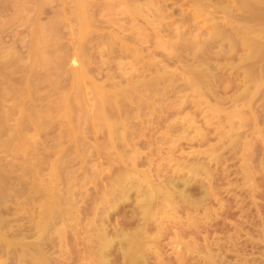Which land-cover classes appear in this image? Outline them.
<instances>
[{"label":"rangeland","instance_id":"374dc122","mask_svg":"<svg viewBox=\"0 0 264 264\" xmlns=\"http://www.w3.org/2000/svg\"><path fill=\"white\" fill-rule=\"evenodd\" d=\"M87 1H90L88 2L91 8V10L89 9L90 14L95 17L103 14L104 17L97 16V19L95 18V24L91 26L92 30L90 28L89 31L91 33L81 34L80 25L72 16L76 12L73 0H0V96L3 94L0 97V113H3V115L0 116L5 118V122L2 121L5 126L3 124L0 126V175L3 174L1 176L0 192L4 190L2 194H4L3 192L6 194V190L12 191H8L10 192L8 193L9 196L3 200L4 202L0 198V217L9 224L13 222L14 218L16 220V224H11L13 232L11 228L9 230L6 227L2 230L5 232L1 231L0 234L8 237V235L12 236L14 230H16L20 234L19 237L22 238L23 232L27 230L25 228L29 227L30 229L35 220H39L40 206L38 205L40 202L38 203V201L41 198H38L40 200H34L32 203L28 199L29 189L31 186L36 185L35 181L38 183L42 178L47 182L53 173L54 166H59L61 175H64L60 177V182L58 181L59 186H61L59 189L58 186L56 188L62 192H70V194L73 192L76 202L74 201L72 209L74 213H80V215L77 213L79 216L78 228L75 229L76 232L73 229L72 231L71 228L69 231L67 230L68 233L66 232V234H69V238L65 234V237H67L63 248L71 257L70 264H82L80 257L86 251L83 247L86 239L83 237H86L85 233L87 231L105 225L109 235L116 237V232L121 235L123 231L136 229L143 224L142 211L139 210L140 201L144 198L143 195L148 190V185H143V193L139 194L137 191H133L127 201L121 200L113 204L111 203L113 200L109 201L108 208L101 202L105 193L112 188L111 181L115 178V175L120 171H125L124 163L128 159L129 152H132L136 147L137 149H135L140 150L139 154L142 157L139 159L137 169L148 173L154 185L161 188L168 187L166 190L171 192L173 203L176 202L177 205H181L184 201L185 204H189L195 202V200L196 202L200 200L199 202L202 203L203 199L207 202H203V204L198 202L199 209L197 213L195 209L189 210L180 207L178 210L169 211L171 216L173 215V220L167 223L165 231L157 230L161 215L158 216L159 218L156 221L151 220L150 225L147 226V233L150 235H147L148 239L145 238V245L152 249L145 256L144 264H209V258L212 255L214 256L212 258L218 260L216 264H241L240 261H244V264H264V59L261 60L264 56L257 57L260 59L259 61L254 56L249 58V50L240 45H237L236 49L234 48L235 51L232 50L231 53L230 47L226 45L227 43H222V45L214 46L209 54L196 59L190 50L182 51L178 49L175 52L169 48L162 49L159 46L162 42H158L155 37L135 42L131 37L132 29L133 31L136 29L133 28L134 21L131 19V14L123 9L122 0ZM205 1L207 3L211 1L213 5H208L204 11H198L194 0L158 1L159 7L164 8L161 14L166 17L165 26L169 27L167 28L169 32L176 30L173 31V33H176L180 30L182 33H186L188 39L196 37L194 35L197 34L199 36L201 34L202 37L204 32L203 39L207 40L219 32L232 31L231 27H239L238 29L241 30L240 37L244 36L245 31L252 29L253 32L247 31L248 34L250 32L251 35L254 32L259 33V36L255 33L252 39L264 43V11L259 8L261 7L264 10V0H251L253 6L248 9L242 8L233 0ZM113 6L114 8H110ZM121 7L122 9H120ZM255 10L256 12H254ZM17 11L18 13L19 11L23 12L24 15L21 12L17 14ZM64 11L65 14H63ZM246 11L250 12H247L248 15L250 14L249 16L246 15ZM257 11L260 13L258 14ZM197 12H202V14ZM227 14L235 16L234 20L233 17L230 18ZM16 15H19V17ZM243 15H245L244 19ZM250 16L252 19L249 18ZM57 17L62 20L65 19L66 23L63 21L64 24L61 21L62 24H60V19ZM239 18L241 19L239 20ZM247 18L250 19V24L244 21ZM53 20H57L60 27L57 26V33L48 36L46 41L48 40V43L51 44L55 42V47L58 46L59 48L44 51L46 54L42 52L38 56L33 50L45 48V44L41 42L44 40L41 39L38 32L40 28L50 26L52 24L50 22H54ZM135 23L137 24L136 27L143 26L142 19ZM34 31L36 32L34 33ZM115 34H119L126 39H124L125 42L127 41L126 44L133 48L131 53L125 54L121 49L117 50L119 47L111 50V47H109L110 41L107 39L109 35L111 37ZM168 39V37L163 38L164 41ZM105 43L108 44L107 47ZM235 44H238V42L236 41ZM61 46L63 49L60 48ZM79 46H82L81 50L84 51V54H82L83 51L79 50ZM34 47L35 49H33ZM104 48L106 50L107 48L110 49L111 53L110 51L103 52ZM65 49L67 50L65 51ZM79 51L80 53H78ZM35 54L36 56H34ZM40 56L44 58L39 60ZM247 56L249 59L246 58ZM61 58L66 60L64 64ZM86 61L87 63H85ZM58 65L60 66L58 67ZM153 65L155 67L166 66L168 72H165L166 68L161 70L166 75H171L173 74L171 72L175 71L176 74H185L186 76V71H192L197 65V68L208 66L209 71H207V74L210 73L213 77L210 75L211 77L207 79L214 80L212 89V91H215L214 94L212 93L214 96L211 94L208 96L209 98L204 97L205 95L199 98V95L189 88L183 90L180 97L169 96L162 101L160 108H163L164 111L155 113L156 115L160 113L159 118L153 116V120H150L151 122L147 124L149 127L146 129L143 126V129L146 130L143 134L139 130V122L142 120L147 121L149 116H144L141 112L140 117H134V114L137 113V107H129L131 112L128 111L131 114L136 111L131 115L134 126L130 125L131 128L128 130L131 131L130 133L133 132L134 136L136 135L133 147L136 146L126 149L120 143L116 150L102 149L107 143L109 135L105 130H99L96 133L90 132L92 130L91 125L94 124L86 121V117L88 113L90 114L91 107L84 108L83 102L77 100L81 90L79 88L87 87L90 90L88 94L91 99L88 98L90 101L92 100L91 104H93L95 102L92 98H95L94 95L98 89V87L92 88L93 84L106 87L107 90L117 83H125L121 87H126V80L130 75L134 76ZM48 66L52 67L49 68ZM81 67H85L83 71L87 73V79L84 81L86 85L80 84L79 86V83L77 85L75 82L76 77L71 72L79 70ZM27 69L28 71H26ZM153 75L149 74L147 76H158ZM182 83L187 84L185 81ZM118 89L121 90L122 88L117 86L116 90L111 91L118 92ZM244 93L247 95H244ZM11 95L13 96L9 97ZM73 95H76L73 97L75 98V101H73L75 102L73 104L74 108L75 106L77 108H75V116L71 113L74 109L69 111L68 114L62 111L68 107L69 102L66 99ZM59 102L63 105L66 103L65 107L61 104L63 109L58 107L62 109L61 112L55 109L59 106L58 104L54 107V104ZM1 109L4 110L5 115ZM35 110H37L36 113ZM240 112L241 116L234 115ZM61 114L64 115V118ZM37 115H39V118H37ZM51 116L56 117L52 118ZM3 117L0 119H3ZM40 118L41 120L51 118L48 120L51 123L46 121L47 126L43 123V120L42 123H38L41 122ZM28 119L32 120L33 125L37 127L30 123V125L26 124ZM38 119L40 121L36 122ZM52 119L53 121L55 119V121H51ZM35 122L39 126L42 124L45 126L42 125L43 128L40 127L41 130H39V126ZM49 123L51 126H49ZM169 123L172 124L170 128L168 127ZM81 126L83 130L78 128ZM21 128H24V130ZM72 128H74L76 135L68 133L67 129ZM77 128L81 130L79 131ZM19 129L22 132L24 131L22 135H27V138L22 135L19 136L21 133H19ZM64 131L69 134L68 138L66 136L68 134H63ZM2 133L4 134L2 135ZM12 135H15V138L17 136L20 144L15 142L17 140H14ZM21 136L24 141V138L28 139L29 142L26 141V144L28 142L31 145L28 144L27 147ZM34 136L36 139H34ZM31 138L34 140H31ZM10 139L14 145L11 144ZM8 141L10 144L6 145L5 142L8 143ZM140 144H146L145 148H140ZM250 150L251 152H249ZM118 153L123 154L124 162L118 159ZM194 166H200L201 175L194 176L193 170L197 168ZM31 167L35 170L34 172L30 170ZM24 169L30 171H24ZM162 171H165L164 175L167 178H173L178 182L176 189L185 190V194L189 196L183 198L178 193L174 196L175 194L172 193L170 186H167L168 182L165 181L164 177H158ZM26 173H31L32 176L24 177L27 176ZM183 180L187 182L189 180V187ZM69 182L73 184L69 185ZM50 192H53V190ZM2 194L0 193V195ZM211 198L212 201H210ZM26 201L29 202L26 203ZM21 202H24L26 208L21 206L23 205ZM27 204H32L33 207L37 204V207L32 212V208L27 209L28 206L32 207V205L27 206ZM13 206L19 210H15ZM7 207L8 209H6ZM25 209L31 211V213L27 210L25 212ZM35 213L36 215H34ZM92 224L96 227L92 228L94 227ZM184 225H188L190 236L188 233L179 234L180 226ZM27 231L29 232V230ZM27 231L25 232L27 233ZM25 232L24 234H26ZM158 232L160 233L158 234ZM182 234L185 236L181 237ZM33 239L34 237L27 238L26 241L29 240L28 242H30ZM179 241L188 246L185 249L189 250L188 252L180 248ZM93 246L94 244L90 245V247ZM114 250L108 256L111 261L110 264L130 263L128 259H123L122 249L116 247ZM183 252L186 257L181 256L184 254ZM57 256L59 257L58 254ZM4 259H7V257L0 258V264H11L9 261L12 258L9 261L6 260L8 261L6 263ZM219 260L224 262L220 263Z\"/></svg>","mask_w":264,"mask_h":264},{"label":"bare ground","instance_id":"6f19581e","mask_svg":"<svg viewBox=\"0 0 264 264\" xmlns=\"http://www.w3.org/2000/svg\"><path fill=\"white\" fill-rule=\"evenodd\" d=\"M121 1V0H120ZM160 0H122L123 2V9L125 11H127V13H130L131 14V19L134 21V26L133 28L135 29L133 31L132 29V40L133 41H137V42H140L141 39L142 40H147V39H150L151 37H155L157 38L158 42H162L160 43V47L163 49V48H169L170 50H173V51H177L178 49L182 50V51H187V50H190L193 57H195L196 59L198 57H203L204 55H207L209 54L210 50L216 46V45H219L222 43H227L226 45H228V47H230L229 50H231V53H232V50H234V48L236 49V46L237 45H240V46H243L247 48V50H249V58L251 56H254L256 57V59H258V61L260 60L259 56H264V43L262 42H258L256 40H253L252 37L253 35L256 33L254 32V34L252 33L251 35V32L248 34L249 31H252L253 30H247L245 31L243 34L244 36H241L239 34L240 33V29H238L239 27L237 28H232V31L229 30V32H219L215 35H213L212 37H209L207 40H204L203 39V34L204 32L202 33V37H201V34L199 36V34L197 35H194L196 37L194 38H190L188 39L187 36H186V33H182L180 30H178L176 33H173V31H170L169 32V27L165 26V15H162L161 12L164 11V8L162 7H159V2ZM208 1V0H207ZM224 1H232V0H224ZM234 2H237L239 4V6H241L242 8H245V9H248L250 7H252L253 5V1L251 0H233ZM257 1V0H255ZM254 1V2H255ZM21 2V1H20ZM75 6H76V12L74 15V19L78 22V25H80V33L81 34H88V32L90 31V28L92 30V25L95 24V18L97 16H101L102 18L104 17L103 14L102 15H97L96 17L92 14L89 13V9L91 10L90 6H89V3L90 1H87V0H73ZM121 2V3H122ZM211 2V1H209ZM207 3L205 0H194V3L197 5V9L198 11H204L205 8L208 6V5H211V3ZM259 2V1H258ZM260 3V2H259ZM264 3V2H263ZM25 4V3H24ZM213 5V4H212ZM217 5V4H216ZM256 5H258V3H256ZM111 6V5H109ZM215 6V4H214ZM237 6V5H236ZM255 6V5H254ZM259 6V5H258ZM106 7H108L106 5ZM122 7L120 9H122ZM167 7V6H166ZM256 7V6H255ZM16 8V7H15ZM110 8H114L113 7H110ZM262 11H264L261 7H259ZM19 9V7H18ZM93 9V8H92ZM226 9V8H225ZM254 9V8H253ZM17 10V9H16ZM65 10V9H63ZM123 10V11H124ZM228 10V9H227ZM238 10V9H237ZM259 11V9H257ZM260 10V11H261ZM75 11V9H74ZM243 11V10H242ZM257 11V12H258ZM21 11H19L20 13ZM24 12V10H23ZM23 12H21L23 14ZM119 12V10H118ZM122 12V11H121ZM248 13H250L249 11H246V15L249 16ZM256 12V10L254 11ZM18 11H17V14H19ZM25 13V12H24ZM61 13V12H60ZM94 13V12H93ZM124 13V12H123ZM198 14H202V12H197ZM229 13V12H228ZM243 13V12H242ZM260 12H258L259 14ZM65 14V11L64 13ZM97 14V13H96ZM197 14V15H198ZM257 14V13H256ZM263 14V13H261ZM24 15V14H23ZM228 16L233 17V20H234V17L235 16H231V14H227ZM264 15V14H263ZM19 17V15H16ZM259 16V15H258ZM22 17V16H21ZM100 17V18H101ZM238 17H241V16H238ZM260 17V16H259ZM259 17H256L257 19ZM58 18V17H57ZM56 18V19H57ZM245 18V15H243V19ZM250 19L251 16L249 17ZM263 18V17H262ZM60 19V18H58ZM57 19V20H58ZM97 19V18H96ZM99 19V18H98ZM143 20V26H138L136 27V21H139V20ZM194 19V18H193ZM241 18H239L240 20ZM250 19L248 20V18L246 20H244L245 22H247L248 24ZM57 20H53L54 22H50L52 23L50 26H46V28H43L41 29L40 28V31L38 32L41 39H43L44 41H41L42 43L45 44V48L44 49H36V50H33L35 49V47L32 49L34 51V53H36L38 56L42 54V52L44 51H47V50H54L55 48H59L58 46L55 47V42L54 44L52 43H48V40L46 41L47 37L50 36L51 34H55L57 33V29L59 26ZM262 20V19H261ZM59 21V20H58ZM61 21H65L66 23V20H62L60 19L59 23H61ZM243 21V20H242ZM252 21V20H251ZM100 22V21H98ZM97 22V23H98ZM229 22V21H228ZM231 22V21H230ZM244 22V23H245ZM64 23V22H63ZM64 23V24H65ZM233 23V22H231ZM246 23V24H247ZM260 23V22H259ZM58 24V25H57ZM63 24V25H64ZM76 24V23H75ZM243 24V23H241ZM247 24V25H248ZM70 25V24H69ZM76 24V26H78ZM1 26V25H0ZM42 26V24H41ZM259 26V24H258ZM261 26V25H260ZM60 27V26H59ZM264 27V26H263ZM244 28V27H243ZM241 28V29H243ZM4 29V28H3ZM2 29V30H3ZM61 29V28H60ZM94 29V28H93ZM171 29V28H170ZM246 30V29H245ZM61 31V30H60ZM78 31V30H77ZM176 31V30H175ZM174 31V32H175ZM255 31V30H254ZM36 31H34L35 33ZM94 32V31H93ZM150 32V33H148ZM258 32V31H257ZM36 33V34H38ZM91 33V32H89ZM167 35H166V34ZM227 33V34H226ZM246 33V35H245ZM263 33V32H262ZM78 34V33H77ZM165 34V35H164ZM257 34V33H256ZM259 34V33H258ZM257 34V35H258ZM206 35V34H205ZM262 35V34H260ZM53 36V35H52ZM57 36V35H56ZM80 36V35H78ZM82 36V35H81ZM110 36V35H109ZM108 36V41H110L109 43V47H111V50H113L115 47H119L117 50H120L125 53V54H129L133 51V48L129 45L126 44L125 42V38H122L119 34H115V35H111V37ZM259 36V35H258ZM37 37V36H36ZM35 37V38H36ZM60 37V36H59ZM86 37V36H85ZM129 37V38H131ZM165 37H168L169 39L167 41H164L163 38ZM235 37V38H233ZM55 38V36H54ZM107 38V37H106ZM264 38V36H263ZM97 39V38H96ZM125 39V40H124ZM32 40H33V37H32ZM40 42V40H38ZM55 41V40H54ZM60 41V40H59ZM103 41V40H102ZM164 41V42H163ZM238 42V44H235V42ZM32 42V41H31ZM78 42V41H77ZM104 42V41H103ZM234 42V44H233ZM34 43V42H33ZM40 43V44H42ZM106 44V43H105ZM32 45V44H31ZM58 45V44H57ZM108 44H106V47H107ZM44 46V45H43ZM78 46V45H76ZM39 47V46H38ZM64 47V46H63ZM79 50L82 52L83 50L82 49V46H79ZM62 48V46L60 47ZM66 48V47H65ZM86 48V47H85ZM63 49V48H62ZM88 49V48H87ZM58 50V49H57ZM67 49H65L66 51ZM91 50V49H90ZM80 51L78 53H80ZM106 52V51H110V49L107 48H104L103 52ZM57 52H61V51H57ZM115 52V51H114ZM45 53V52H44ZM43 53V54H44ZM56 53V52H55ZM88 53V52H87ZM111 53V51H110ZM36 54L34 56H36ZM46 54V53H45ZM65 54V53H64ZM84 54V51L83 53ZM82 54H80L82 56ZM107 54H109L107 52ZM86 55V54H85ZM90 55V54H88ZM32 56V55H31ZM32 56V57H34ZM44 56V55H42ZM46 56V55H45ZM44 56V57H45ZM62 56V54H61ZM64 56V55H63ZM80 56V57H81ZM43 57V58H44ZM66 57V56H65ZM65 57H63L64 59H66ZM253 57V58H254ZM35 58V57H34ZM41 58V56L39 57V60L40 59H43ZM87 58V56H86ZM248 58V56L246 57ZM248 58V59H249ZM62 59V58H61ZM62 59L64 62H62L63 64L65 63L66 60ZM82 59V58H81ZM246 59V60H248ZM252 59V58H251ZM250 59V60H251ZM264 59L263 57L261 58V60ZM87 60H89L87 58ZM245 60V59H244ZM47 61V59H46ZM252 61V60H251ZM44 62V61H43ZM81 62V60H80ZM202 62V61H201ZM48 63V62H47ZM60 63V61H59ZM58 63V64H59ZM61 63V64H62ZM87 63V61L85 62ZM84 63V64H85ZM205 63V62H204ZM4 64V63H2ZM44 64V63H43ZM51 64V62H50ZM203 64V63H202ZM47 65V64H46ZM82 65V63H81ZM204 65V64H203ZM202 65V66H203ZM60 65H58L59 67ZM198 66V65H197ZM194 67L192 71H189V74H188V71H186L187 73V76L184 74H176L174 72H171L173 74L171 75H166L165 72H168L167 71V67L166 66H163V67H155V65L149 67L148 69H144V71H141L139 72L138 74L134 75V76H129V78L126 80V87H121V85H125V83L121 84V83H117L116 85H112L111 88H109V90L106 89V87L104 88L103 86H99V85H96V84H93L92 85V88L93 87H98L97 89V92L95 93V98H92L94 99L93 101L95 103L91 104L92 100L90 101V97H89V92L90 90L87 88V87H82V88H79L81 89L80 92H79V95L77 96V100H81L82 104L84 105L83 107L86 108V107H91L90 109V114L88 115L87 114V117H86V121L88 122H91L93 123L94 125H91V128L92 130L90 132L92 133H96L97 131L101 130H105L108 135H109V139L107 141V143L102 147V149H111V150H116L117 147H119L120 143H122V146H124L126 149H130L131 147H133V145L135 144L134 140H135V136L132 133H130L131 131H128L130 130L129 128H131V126H134L132 124V118H131V115H133L136 111L137 113L136 116L134 114V117H140L141 115V112H143L142 115L144 116H149V119H147V121H144L142 120L141 122H139V130L141 132V134H143V132H146V130L143 129V126H145L144 128H148L149 126L147 124H149V122H151L150 120H153V116L154 117H157V119L159 118V115L161 112H163V108L161 109V104H162V101L163 100H166L169 96L171 95H174L175 97H180L181 94H182V91L183 90H186V89H191L193 91H195L198 95H199V98H202V96L204 97H208L209 95H211L212 93L214 94L215 91H212L213 89V82L214 80H209L207 78H210L212 75L210 73L207 74V71H209V67L208 66H203V68L199 67L197 68ZM1 67V66H0ZM49 67V66H48ZM52 67V66H51ZM49 67V68H51ZM208 67V68H207ZM250 67V66H249ZM4 68H7V67H4ZM3 68V69H4ZM48 68V69H49ZM62 68V67H61ZM165 72L163 73V71H161L162 69H165ZM1 69V68H0ZM59 69V68H58ZM83 69H85V67H81L79 70H73L71 73L74 74V76L76 77V83L78 85L79 83V86L80 84L81 85H86L84 83L85 79L86 78V74L85 71H83ZM89 69V68H88ZM155 70V72H154ZM28 71V69L26 70ZM60 71V70H59ZM33 72V71H32ZM50 72V70H49ZM136 72V71H135ZM151 72V73H150ZM162 72V73H161ZM2 73V72H1ZM29 73V72H28ZM48 73V72H47ZM62 73V71H61ZM35 74V73H34ZM72 74V75H73ZM153 75V74H156L158 76L156 77H150V76H147V75ZM29 75V74H28ZM56 75V74H55ZM61 75V74H60ZM211 75V76H210ZM33 76V75H32ZM52 76V75H51ZM58 76V75H57ZM154 76V75H153ZM209 76V77H208ZM56 77V76H55ZM148 77V78H147ZM150 77V78H149ZM213 77V76H212ZM32 78V77H31ZM54 78V77H53ZM253 78V77H252ZM35 79V78H34ZM56 79V78H55ZM188 79V80H187ZM37 80V79H36ZM257 80V79H256ZM33 81V80H32ZM31 81V82H32ZM35 81V80H34ZM185 81L187 82V84H183L182 82ZM37 82V81H36ZM74 83V82H73ZM35 84V83H34ZM38 85V84H37ZM36 86V85H35ZM78 86V87H79ZM117 86H120V88H122L121 90H119L118 92H113L111 90H116ZM37 87V86H36ZM39 88V87H37ZM77 88V87H76ZM91 88V89H92ZM32 89V88H31ZM248 89V88H246ZM4 91V90H3ZM34 91V89H33ZM93 91V90H92ZM246 91V90H245ZM2 92V91H1ZM32 92V90H31ZM76 92V91H75ZM3 93V92H2ZM11 93V91H10ZM77 93V92H76ZM94 93V91H93ZM9 94V93H8ZM13 94V93H12ZM32 94V93H31ZM212 94V95H213ZM246 93H244L245 95ZM3 95V94H2ZM2 95L0 97H2ZM10 95V94H9ZM69 95V94H68ZM67 95V96H68ZM77 95V94H76ZM76 95H73V96H69V98L66 99V101L69 102L68 104V107L64 110L62 108V103H64L63 101H61L62 103H55L54 104V107L58 104L59 106H57V108H55L57 111H64L65 113L68 114L69 111L73 110L71 113L74 114V112L76 113V106L74 108V103L73 101H75V98H73L74 96ZM247 95V94H246ZM13 95L9 96V97H12ZM93 96V97H94ZM214 96V95H213ZM90 99H89V98ZM7 98V97H6ZM66 98V96H65ZM63 97V99H65ZM209 98V97H208ZM3 99V98H2ZM8 99V98H7ZM6 100V99H5ZM201 100V99H200ZM65 101V102H66ZM73 102V103H72ZM76 103H78L76 101ZM21 104V103H20ZM62 104V105H61ZM79 104V103H78ZM18 105V104H17ZM66 105V103L64 104ZM63 105V106H64ZM2 106V105H1ZM137 107V110L135 111L134 109V113L132 112V114L130 113L131 112V109H129V107ZM21 107V106H20ZM34 107V106H33ZM50 107V106H49ZM52 107V106H51ZM53 107V108H54ZM61 107L62 109H59ZM65 107V106H64ZM82 109V106L80 107ZM127 108V109H126ZM143 108V109H141ZM34 109V108H33ZM50 109V108H48ZM59 109V110H58ZM77 109V108H76ZM2 110V109H1ZM52 110V109H51ZM80 110V109H79ZM78 110V111H79ZM130 110V112L128 111ZM132 110V111H133ZM143 110V111H142ZM4 112V110H2ZM37 110H35V113H36ZM81 111V110H80ZM44 112V111H43ZM51 112V111H50ZM59 112V113H60ZM63 112V113H64ZM124 112V113H123ZM157 112H160L158 113V115H156L155 113ZM54 113V112H52ZM56 113V111H55ZM58 113V114H59ZM62 113V114H63ZM87 113V112H86ZM3 115V113H0V115ZM7 114V113H6ZM26 114V113H25ZM57 114V115H58ZM61 114V115H62ZM83 114V113H82ZM4 115H5V112H4ZM8 115V114H7ZM33 115V114H31ZM76 114H74L75 116ZM81 115V114H80ZM78 115V116H80ZM234 115H240L241 116V112L240 113H236ZM36 116V115H35ZM39 118V115H37ZM64 115H62L63 117ZM238 116V117H240ZM3 117V116H0V118ZM52 117V116H51ZM56 116H53L52 118H54ZM71 117V116H70ZM237 117V116H236ZM36 118V119H37ZM42 118V117H41ZM40 118V120H41ZM64 118V117H63ZM66 118V116H65ZM75 118V117H73ZM151 118V119H150ZM4 117L3 119H0L1 120V124L0 126L3 124L2 121H4ZM31 119H32V116H31ZM51 118L49 119H42L44 122V124L47 126V124L45 123L46 121L50 120ZM56 119V118H55ZM54 119V121H55ZM232 119V118H231ZM34 120H35V117H34ZM39 119L36 121H40ZM42 120L41 122H38V123H42ZM79 120V119H77ZM82 120V119H81ZM25 121V120H24ZM27 121V120H26ZM32 120H29L26 122V124L30 123L33 125V121L31 122ZM53 121V119L51 120ZM53 121V122H54ZM67 121V120H66ZM75 121V120H74ZM158 121V120H157ZM5 122V121H4ZM35 122V123H36ZM50 122V121H48ZM52 122V123H53ZM81 122V121H80ZM83 122V121H82ZM7 123V122H6ZM36 123L38 126L39 124ZM51 123V122H50ZM49 123V124H50ZM156 123V122H155ZM154 123V124H155ZM159 123V121H158ZM173 123V122H171ZM169 123L167 126L170 128L172 126V124ZM234 123H235V120H234ZM237 123V121H236ZM23 124H25V122H23ZM22 124V125H23ZM25 124V125H26ZM29 124V125H30ZM69 124V123H67ZM78 124V123H77ZM90 124V123H89ZM5 126V123L3 124ZM43 125V124H42ZM39 126V130L40 127ZM43 125V127L45 126ZM76 125V123H75ZM83 125V124H82ZM131 125V126H130ZM147 125V126H146ZM236 126V124H234ZM241 125V124H240ZM21 126V125H20ZM35 127H37L36 125H33ZM51 126V124L49 125ZM87 126V125H86ZM238 126V124H237ZM3 127V126H2ZM42 127V128H43ZM77 127V126H76ZM84 127V126H83ZM90 127V125H89ZM240 127V126H239ZM4 128V127H3ZM6 128V127H5ZM20 128V127H19ZM34 128V127H33ZM46 128V127H45ZM78 128H82L81 127H78ZM77 128V129H78ZM90 128V129H91ZM22 129V128H21ZM49 129V128H48ZM89 129V128H88ZM152 129V128H151ZM237 130V128H235ZM239 129V128H238ZM1 130V129H0ZM3 130V129H2ZM24 130V128L22 129ZM50 130V129H49ZM79 130V129H78ZM81 130V129H80ZM79 130V131H80ZM83 130V128H82ZM7 131V130H6ZM36 131V130H34ZM45 131V129H44ZM43 131V132H44ZM68 133H71L72 135H76V133H74V128L68 130ZM67 131H64L63 134ZM231 131V130H230ZM9 132V131H8ZM21 132V133H20ZM27 132V131H26ZM37 132V131H36ZM6 133V132H5ZM14 133V132H13ZM19 136L22 135V133H24V131L22 132L20 129H19ZM35 133V132H34ZM46 133V132H45ZM68 133H65L68 134ZM0 134H1V131H0ZM4 133H2L3 135ZM9 134V133H8ZM16 135V133H14ZM38 134V132H37ZM137 134V133H136ZM15 135L12 137L14 138V140L18 139L17 136L15 138ZM26 135V134H25ZM29 135V134H28ZM33 135V134H32ZM24 136V134L22 135ZM21 136V137H22ZM27 136V135H26ZM24 136V137H26ZM38 136V135H37ZM42 136V134H41ZM63 136V135H62ZM67 138L69 136L66 135ZM65 136V137H66ZM11 137V138H12ZM20 137V138H21ZM71 137V136H70ZM228 137V136H227ZM12 138V140H13ZM27 138V137H26ZM25 141L23 140V137L21 138L25 143V145L28 147L29 145H31L30 143H28V139ZM29 138V137H28ZM131 138H134L133 140ZM1 139V138H0ZM6 139V138H5ZM33 138H31L32 140ZM34 139H36V137L34 136ZM33 139V140H34ZM4 140V138H3ZM11 140V139H10ZM12 140H11V144L14 145V143H12ZM19 140V139H18ZM17 140V141H18ZM30 140V139H29ZM2 141V140H1ZM15 141L16 143L20 144L19 142L20 141ZM26 141L27 144H26ZM39 141V140H38ZM37 141V142H38ZM65 141V140H64ZM84 141V140H83ZM36 142V141H35ZM59 142V141H58ZM85 142V141H84ZM32 143V142H31ZM144 143V142H143ZM5 144H10V142L8 141V143L5 142ZM18 144L16 145L18 147ZM29 144V145H28ZM33 144V143H32ZM58 144V143H57ZM64 144V143H63ZM83 144V143H82ZM147 144V143H146ZM146 144H140V148H145V145ZM11 145V146H13ZM10 146V147H11ZM34 146V145H33ZM64 146V145H63ZM62 146V147H63ZM136 146V145H135ZM134 146V147H135ZM15 147V146H14ZM21 147V146H20ZM19 147V148H20ZM74 147V146H73ZM100 147V146H99ZM133 147V148H134ZM13 148V147H12ZM30 148V147H29ZM86 148H88L86 146ZM136 148V147H135ZM133 149L132 152H129V156H128V159H126L128 163H124L125 164V171H120L119 173H117L115 175V178L112 179L111 181V186L112 188L107 191V193H105V196L104 198L101 200L102 204H104V206H106L108 208V206L110 204L109 201H112L111 202L112 204L114 202H119V201H127L129 199V196L130 194L133 192V191H137V193H143V185H148L149 188L145 193V195H143V199L142 201H140V212L142 211L141 213V216H142V221H143V224L140 225L138 228L136 229H132L129 231L128 230H125L123 231V233H120L119 232H116L117 236L116 237H111L107 231V226L105 225H101L98 226L99 228H95L96 226H94V224H92V228H95V229H92V230H89L85 233V236L86 237H83L86 239V241L84 242V248H85V252L83 255H81L82 257H80L81 259V263L82 264H110L111 261L109 260V254L114 252L115 248L118 247L120 248V250L122 249V254H123V259H128L129 260V264H144L145 262V256L150 252V250L152 248H149L145 245V238L148 239V234L147 233V226H149L151 223V220H155L158 219L159 215L160 218H161V221H160V224L157 228V230H161V231H165L167 229V223L168 222H171L173 220V215L171 216V214L169 213V211L171 212L172 210L175 211V210H178V208H184V209H195L194 211L197 213L198 209H199V203L200 204H203L204 199H203V202H199L195 200V202L193 203H189V204H185V202L183 201L181 205H177V203H173L172 199H171V192L166 190V188L168 187H164V188H161L160 186H157V185H154L153 184V181L151 179V176L146 173V172H141L137 169V167L139 166V159L142 158L139 154V151L136 150V149ZM22 149V147H21ZM33 149V148H32ZM97 149V148H96ZM23 150V149H22ZM88 150V149H87ZM99 150V149H98ZM76 151V150H75ZM125 151V150H124ZM85 152V151H84ZM120 152V151H119ZM251 152V150L249 151ZM122 153V152H121ZM124 153V152H123ZM251 156V155H250ZM254 156V155H253ZM118 159L122 160L123 162L125 161L124 160V157H123V154H120L118 153ZM250 159V158H249ZM33 160V159H32ZM56 163V162H55ZM35 164V163H34ZM63 165V164H62ZM31 166V165H30ZM33 166V165H32ZM194 167H197V166H194ZM27 168V167H26ZM37 168V167H36ZM35 168V169H36ZM28 170V169H26ZM24 169V171H26ZM33 172L35 170L31 169ZM28 170V171H30ZM124 170V169H123ZM194 176H198V174L201 175L200 172H202L200 166H198L197 168H195L194 170ZM204 171V170H203ZM32 172V173H33ZM60 169H59V166H54L53 168V173L51 174V177L50 179L46 182L45 180H40L38 181V183H36V181L34 182L36 185L35 186H31L29 191H30V194L28 199H30V201H32V203L34 202V200L36 201L38 198H41L38 199L40 201H38V203L40 202V204L38 206H40V211L38 213V221L35 220V223L32 224V227L29 229V227L25 228L27 230H29V232L27 230H24L27 231V233H29L28 235L24 234L23 232V237L21 238V236L19 237V232L14 230V234H12V236H5V235H1L0 234V258L2 259L3 257H7V259H4L3 261L6 263L9 261V259L12 258V260H10L9 262H11V264H70V256L68 254V252L66 251L65 248H63V244L66 240V237L69 235L66 234V232L68 233L69 229L71 228V230H77L78 228V222H79V216L77 215L78 212H75L73 211V203L74 201L76 202V199H74L75 195H73L72 193L70 194V192H62L61 190H58L59 187V183L58 181L60 182L61 180V176L63 177V175H61L60 173ZM40 173V171H39ZM38 173V174H39ZM5 174V173H4ZM8 174V173H7ZM31 174V173H30ZM28 173H26L25 175L27 176H24V177H29V176H32ZM165 174V171H162L161 174L158 176L159 178H163L165 179L166 182H168V185L167 186H170L171 190L173 191L172 193H174L176 196V194L178 193L179 196H182L184 198L189 196L187 194H185V190H178L176 189L177 188V181L174 180L173 178H167V176L164 175ZM3 175V174H2ZM0 175V183H1V176ZM29 175V176H28ZM37 175V174H36ZM35 176V175H34ZM38 177V176H37ZM23 178V177H22ZM31 178V177H30ZM35 178V177H34ZM65 178V177H64ZM196 178V177H195ZM25 179V178H23ZM31 180V179H30ZM33 180V179H32ZM67 180V178H66ZM72 180V179H71ZM3 181V180H2ZM21 181V180H20ZM27 181V180H26ZM70 181V179H69ZM185 181V180H183ZM23 182V181H22ZM32 182V181H31ZM68 182V181H67ZM75 182V181H74ZM189 182V180H188ZM187 181H185V184L189 187V184ZM58 183V185H57ZM3 184V183H2ZM23 184V183H22ZM73 183H70L69 182V185H71ZM75 184V183H74ZM6 185V184H5ZM27 185V184H26ZM56 186H58V189L56 188ZM74 186V185H73ZM186 186V187H187ZM8 188V187H6ZM11 188V187H10ZM2 189V188H1ZM53 192H50L52 191ZM6 190V189H5ZM4 191V190H2ZM2 191L0 192L2 194ZM10 190H6V194L5 192H3L4 194L0 195V198L1 200H5V198L8 195V193L12 192H8ZM27 193V192H26ZM69 193V194H68ZM34 194V195H33ZM11 195V194H10ZM216 196V195H215ZM25 197V196H24ZM110 198V200H109ZM112 198V199H111ZM203 198V197H202ZM7 199V198H6ZM9 199V198H8ZM0 200V201H1ZM212 201V198L211 200ZM4 202V201H3ZM29 202V201H28ZM26 201V203H28ZM192 202V200H191ZM199 202V203H198ZM6 203V202H5ZM22 203V202H21ZM188 203V202H187ZM207 203V202H205ZM213 203V202H212ZM8 204V203H7ZM19 205H21L20 203H18ZM17 204V205H18ZM24 207V202L22 203ZM118 204V203H117ZM210 204V203H209ZM1 205V204H0ZM16 206V204H14ZM19 205H18V208H19ZM28 205H32V204H27ZM15 206H13V208L15 210H19L17 208H15ZM26 206V204H25ZM34 205L31 206H28L27 209L29 208V210L31 209V211L33 212V210L35 209V207H37V204L35 207H33ZM6 207V205H5ZM211 207V206H209ZM222 207V205H221ZM12 208V207H11ZM12 208V209H13ZM26 208V207H24ZM118 208V207H117ZM227 208V207H225ZM8 209V207L6 208ZM13 209V210H14ZM25 209V212L26 210ZM110 209V208H109ZM217 209V208H216ZM222 209V208H221ZM27 210V212L29 211ZM37 210V209H36ZM107 210V209H106ZM211 210V209H210ZM213 210V209H212ZM215 210V209H214ZM220 210V209H219ZM31 211H29L31 213ZM110 211V210H109ZM180 211V209H179ZM36 212V211H35ZM108 212V211H107ZM189 212V211H188ZM210 212V211H209ZM212 212V211H211ZM16 213V212H14ZM37 213V212H36ZM36 213L34 215H36ZM194 213V212H193ZM80 215V213H78ZM143 214V215H142ZM170 214V215H169ZM177 214V213H176ZM210 214V213H209ZM217 214V213H216ZM223 214V213H222ZM227 214H228V211H227ZM189 215V214H188ZM198 215V214H197ZM215 215V214H214ZM213 215V216H214ZM108 216V215H107ZM187 216V214H186ZM192 216V215H191ZM207 216V215H205ZM219 216V215H218ZM178 217V216H177ZM194 217V216H192ZM191 217V219H192ZM196 217V216H195ZM220 217V216H219ZM154 218V219H153ZM6 219V218H4ZM35 219V218H34ZM198 219V218H197ZM218 219V218H217ZM18 221L20 219H17ZM194 220V219H193ZM199 220V219H198ZM201 220V218H200ZM13 221V222H12ZM11 224H16V220L15 218L12 220ZM193 222V221H192ZM195 222V221H194ZM142 223V222H141ZM200 223V222H199ZM11 224H9L8 222H6L5 220H3V218L0 217V232L2 230H4L6 227L7 229L11 228ZM201 224V223H200ZM202 225V224H201ZM200 225V227H201ZM204 225V224H203ZM15 226V225H14ZM186 225L184 226H180L181 227V230H179V234L181 235V233H190L189 231V228H188V225L186 226V229L184 228ZM205 226V225H204ZM80 227V226H79ZM179 227V228H180ZM199 227V226H198ZM199 227V228H200ZM203 227V226H202ZM4 228V229H3ZM15 228V227H14ZM13 228V229H14ZM68 228V229H67ZM17 229V228H16ZM12 230V228H11ZM18 230V229H17ZM68 230V231H67ZM72 230V231H73ZM75 230V232H76ZM94 230V231H93ZM2 232H5V231H2ZM13 232V230H12ZM16 232V233H15ZM11 233V232H9ZM70 233V232H69ZM160 232H158L159 234ZM164 233V232H163ZM178 233V231H177ZM65 234L67 235L65 237ZM115 234V235H116ZM150 235V234H149ZM146 236V237H145ZM160 236V235H159ZM185 235L182 234L181 237H183ZM190 236V235H189ZM31 237L33 239V241L31 240L30 242H28L29 240L26 241V239L30 238ZM195 237V236H194ZM69 238V236H68ZM159 238V237H158ZM157 238V239H158ZM193 240H195L193 237H192ZM198 239V238H196ZM57 240V241H56ZM153 241V240H152ZM59 243H60V246H59ZM148 243V242H147ZM180 243V248L181 249H187L188 246L183 244V242L181 243V241H179ZM91 244H94L93 247H90ZM179 245V244H178ZM211 245V244H210ZM209 245V247H210ZM152 246V245H151ZM212 247V246H211ZM254 247V246H253ZM58 249V250H57ZM114 250V251H112ZM187 250H185L186 252ZM189 251V250H188ZM187 251V252H188ZM179 252V251H178ZM180 253V252H179ZM184 253V252H183ZM59 255V257L56 255ZM181 255V254H180ZM179 255V256H180ZM183 255L185 256L186 254H182L181 256L183 257ZM213 256V255H212ZM209 258L210 259V263L209 264H216V262L218 260H216V258ZM14 257V259H13ZM79 257V256H78ZM186 257V256H185ZM214 257V256H213ZM79 259V261H80ZM8 260V261H6ZM224 260V259H223ZM222 260V261H223ZM222 261L219 262L222 263ZM218 262V263H219ZM224 262V261H223ZM240 262H244V261H240ZM80 263V262H79ZM241 263V264H242ZM248 263V261H247ZM6 264H9V263H6ZM198 264V263H197ZM244 264V263H243ZM256 264V263H255Z\"/></svg>","mask_w":264,"mask_h":264}]
</instances>
